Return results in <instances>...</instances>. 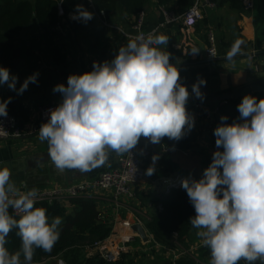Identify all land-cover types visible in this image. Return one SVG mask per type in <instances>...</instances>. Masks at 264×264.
I'll return each instance as SVG.
<instances>
[{
  "label": "clouds",
  "instance_id": "1",
  "mask_svg": "<svg viewBox=\"0 0 264 264\" xmlns=\"http://www.w3.org/2000/svg\"><path fill=\"white\" fill-rule=\"evenodd\" d=\"M70 18L87 23L94 14L77 4ZM242 43H233L229 61L240 54ZM167 44L168 37L155 30L138 34L111 61H94L91 71L70 74L67 85L54 86L62 100L49 109L38 139L47 143L58 171L88 173L105 166L111 153L131 154L142 138L160 144L190 132L195 122L186 105L191 94L203 99L206 80L198 79L190 93L171 53L161 47ZM37 76L16 89L18 77L0 67V85L18 94ZM8 102H0V116H7ZM237 111V120L227 123L222 115L213 130L216 150L201 178L181 181L195 212L188 222L210 250L209 264H264V98L245 95ZM159 159L152 155L146 175L155 172ZM38 198V189H18L11 168L0 166V264H32L36 249L51 252L59 241L62 218L50 220ZM14 229L21 245L10 252L7 237Z\"/></svg>",
  "mask_w": 264,
  "mask_h": 264
},
{
  "label": "crops",
  "instance_id": "2",
  "mask_svg": "<svg viewBox=\"0 0 264 264\" xmlns=\"http://www.w3.org/2000/svg\"><path fill=\"white\" fill-rule=\"evenodd\" d=\"M88 1L93 9L91 12L94 18L87 23L73 20L70 15L74 11L62 18L61 23L54 30L53 41L49 43L52 46L41 53L36 83H29L22 94L10 90L7 84L0 85V102L12 101L17 109L24 111L17 118L27 130L40 124L39 109L41 107L57 106L61 102V94L53 92L55 85L61 83L67 85V78L70 74L91 71L94 61H111L118 49L126 45L135 34L133 25L137 18L134 15L120 12L114 17L107 18L92 6L91 0ZM201 1L203 18L196 26L187 28L182 21H175L160 28L157 34H164L168 37V44L161 47L171 53V62L179 68L181 83L187 86L190 93L192 85L198 79L206 80V84L201 85L203 99L191 94L186 106L200 102L215 109L224 100H230V95L234 90L246 87L264 77V0H241L240 8L217 4L210 6L205 3V0ZM245 1L253 2L254 7L247 10L244 7ZM179 8L178 5L175 6V10ZM143 11L145 12L144 29L146 31L153 30L162 23L168 12L156 0H149ZM183 12L184 10L180 13L174 11L168 13L180 15ZM210 32L214 33L217 40L218 58L215 60H209L206 54ZM42 36L43 32L36 24L22 33V37L27 40L32 38L39 40ZM236 40L243 41L241 52L234 57L233 61H229L226 58L227 53ZM12 75L18 77L16 89H20L29 77L24 63H21L18 71ZM252 96L258 99L264 98L263 93H254ZM191 115L194 117V128L200 137L196 145L197 149L183 151L164 146L163 151L171 152V159L177 166L168 179L177 175L185 176L186 173L202 176L206 168L205 160L215 151L209 145L210 140L205 129L207 127L215 129L219 122L215 119L204 120L203 114L199 111L193 110ZM44 154H47V143H41L38 134L0 142V166L10 164L12 180L20 190L36 188L39 191L57 185H68L83 178L95 177L105 169L114 168L119 157L111 153L105 166L88 173H80L67 170L60 172L49 158L33 159V157ZM150 165H152V160L146 161L145 169ZM155 169L151 176L147 175L139 191H144L146 194L152 192L154 195L168 191L170 185L164 188L163 177L154 176L163 171L160 159L155 163ZM97 202L104 222L112 227L114 234H119L122 230V223L127 220L133 225L141 223L145 226L143 218L146 217V210H142L143 212L140 210L138 200L123 209H117L115 202L109 196L99 198ZM67 209L69 214L72 213L74 205L67 206ZM146 231L150 233L147 228ZM196 232L197 229L185 253L188 252L205 264L201 257L209 249L199 246L202 241ZM132 233L135 236L139 235L136 231ZM131 246L148 249L147 245L144 246L138 242ZM143 255L147 257L144 259L146 262L159 259L158 253H155L157 258ZM58 259L54 257L47 260H54L51 263L57 264ZM240 264H245V262L241 261Z\"/></svg>",
  "mask_w": 264,
  "mask_h": 264
},
{
  "label": "trees",
  "instance_id": "3",
  "mask_svg": "<svg viewBox=\"0 0 264 264\" xmlns=\"http://www.w3.org/2000/svg\"><path fill=\"white\" fill-rule=\"evenodd\" d=\"M148 1L91 0L92 6L107 18L114 17L120 12H126L137 18L146 8ZM195 1L156 0L166 11H174L175 13L187 10ZM208 1L219 6L241 7V0ZM77 4H83L89 11L93 10L88 0H62V2L61 0H0V67L8 68L10 73L13 74L18 71L20 64L24 63L29 76L37 73L40 68L41 53L47 50L50 46L49 43L53 41L54 30L61 23L62 18L67 17L71 11H74ZM177 5L180 7L179 10H175ZM35 24L42 30L43 36L39 40L23 38L22 33L31 29ZM43 45L45 49H42ZM242 98L224 100L225 104H220L219 112L221 115L228 117L227 123H232L238 119L237 105L242 101ZM187 110L190 114L193 110L202 113L194 107H188ZM7 111L15 117L24 113L22 109H17L12 101L8 102ZM203 117L204 120H208L205 115ZM214 119L220 123L219 115H214ZM205 130L208 132L210 147L216 150L214 129L207 127ZM199 138V134L193 127L179 141L169 140L165 137L160 144H151L142 138L138 145L150 152L151 156L159 154L163 171L162 173H156L154 176L159 177L161 175L162 180H164L168 179L170 173L177 168L171 159V152L163 151L164 146L169 149L192 151L196 147ZM211 160L212 155L205 160L206 167L211 163ZM185 176L194 179L201 178V176L188 173ZM136 196V200L140 204V210H146V217L143 218L142 216L141 218H143L147 230L152 235L153 241L173 251L185 252L188 250L190 239L196 229L188 222L195 212L186 191L181 186H172L169 187L168 191L154 195L152 192L146 194L144 191H139L138 188ZM68 202L74 205V211L70 214L66 203L58 201L37 203V206L47 208V215L50 220L53 217L60 216L62 224L60 226V239L52 251L45 252L42 249H36L33 261L55 257L63 259L66 264H202L188 252L183 254L175 263L162 257H158V260L147 259L149 261L146 262L144 260L147 258L145 255L137 259L136 255L126 254L114 263H107L100 257L98 252H94L92 248H89L95 242L104 240L112 232V227L103 220L102 213L98 209L97 200L80 198L70 199ZM7 241L6 247L10 252L19 250L21 240L16 235L15 229L9 234ZM21 259L23 260V257ZM201 260L205 264H209L210 250L201 257ZM256 264H260V262L257 261Z\"/></svg>",
  "mask_w": 264,
  "mask_h": 264
},
{
  "label": "built area",
  "instance_id": "4",
  "mask_svg": "<svg viewBox=\"0 0 264 264\" xmlns=\"http://www.w3.org/2000/svg\"><path fill=\"white\" fill-rule=\"evenodd\" d=\"M205 3L210 6L214 5L208 0H205ZM201 7L202 1L196 0L190 8L180 15L166 12L165 20L153 30H155L157 34L160 28L175 21H182L187 28H192L203 18ZM244 7L247 10L252 9L254 3L251 1H245ZM144 21L145 12L142 11L133 25L135 34L132 38L138 34L147 35L148 33L153 32V30L146 31L144 29ZM208 43L209 45L206 50L207 57L209 60H215L218 58V49L216 37L212 32L208 34ZM223 104H225V102L221 103V105ZM55 107L56 106L54 105L41 107L39 109L40 124L34 126L30 130L25 129L21 125L19 119L7 111V116H0V142L11 139L26 138L38 134L41 124L46 122L49 118V109ZM186 107H194L202 111L203 115H205L208 120L214 119V115H219V117L222 116L219 112V107L212 109L206 104L200 102H195ZM151 157L150 152L137 145V147L131 151V154H124L118 157L116 167L105 169L95 177L83 178L64 186L57 185L39 190L37 203H52L58 201L66 203L67 206H69L71 205L70 202H68L70 199L92 198L98 201L99 198L109 196L115 202L117 209L129 207V205L137 199V189L145 183L147 179L144 163L151 160ZM185 178L186 176L177 175L174 178L164 179L163 184H168V186L170 185L169 187L181 186V181ZM22 191L27 190L22 189ZM133 231V223L127 220L122 223V230L119 234L116 235L111 232V234L104 240L95 242L94 245H90L89 248H92L94 252H98L100 257L107 263L118 261L124 254L136 255L137 259H140L143 254L154 257L155 253H158L175 263L176 260L185 254V252L179 253L155 243L150 233V241L145 243L139 235L135 236L134 233H132ZM136 242L142 243L144 246L147 245L148 249H139V247L134 248L131 246V244ZM199 246L202 248L205 247L202 242ZM57 264L66 263L63 259L59 258Z\"/></svg>",
  "mask_w": 264,
  "mask_h": 264
},
{
  "label": "water",
  "instance_id": "5",
  "mask_svg": "<svg viewBox=\"0 0 264 264\" xmlns=\"http://www.w3.org/2000/svg\"><path fill=\"white\" fill-rule=\"evenodd\" d=\"M254 93L264 94V77L254 81L253 83L247 85L246 87H241L239 89L234 90L230 95V99L231 100L239 99L241 97H244L245 95H253ZM42 158L47 159L48 155L44 154L43 156L33 157V159H42ZM7 166H10V164H7ZM133 230L139 234L143 242L148 243L150 241V236L146 231L145 226L142 225L141 223H136L135 225H133Z\"/></svg>",
  "mask_w": 264,
  "mask_h": 264
},
{
  "label": "rangeland",
  "instance_id": "6",
  "mask_svg": "<svg viewBox=\"0 0 264 264\" xmlns=\"http://www.w3.org/2000/svg\"><path fill=\"white\" fill-rule=\"evenodd\" d=\"M52 46V45H50ZM50 46H48V48H50ZM42 49H45V46H42ZM197 148L195 147L192 151H195ZM202 152V151H201ZM203 155H206V153H203ZM164 188H166L168 186V184H164ZM143 257V255H141ZM159 257L165 258L162 255H158ZM153 258H157L156 256H154ZM51 262H54V260H41V261H32V264H52Z\"/></svg>",
  "mask_w": 264,
  "mask_h": 264
}]
</instances>
